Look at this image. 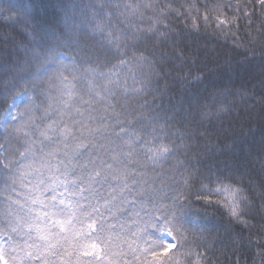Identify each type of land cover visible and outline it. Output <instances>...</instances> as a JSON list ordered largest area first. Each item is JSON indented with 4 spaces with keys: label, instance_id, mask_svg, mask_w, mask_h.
<instances>
[{
    "label": "snow or ice",
    "instance_id": "6c2138e0",
    "mask_svg": "<svg viewBox=\"0 0 264 264\" xmlns=\"http://www.w3.org/2000/svg\"><path fill=\"white\" fill-rule=\"evenodd\" d=\"M255 4L90 0L78 17L59 3L62 26L0 8L25 34L22 51L0 49L3 264H214L215 226L192 221L216 214L240 229L233 252L246 240L264 264V179L246 177L237 155L251 142L243 126L223 141L205 127L236 107L239 93L218 83L232 63L172 23L194 40L203 20L233 51L264 59ZM258 155L264 170V131Z\"/></svg>",
    "mask_w": 264,
    "mask_h": 264
},
{
    "label": "trees",
    "instance_id": "16d2710c",
    "mask_svg": "<svg viewBox=\"0 0 264 264\" xmlns=\"http://www.w3.org/2000/svg\"><path fill=\"white\" fill-rule=\"evenodd\" d=\"M89 2L90 0H0V8L12 6L13 10L5 15H11L14 18L28 12L39 21L49 23L60 22L62 26L64 11L57 7L59 3L67 5L69 12L75 9L76 15L80 17L81 10H84V6ZM186 2L195 3L198 6L204 4L210 6L216 0H160V4L172 3L174 7H179L180 4ZM233 3H235V0H233ZM253 4L258 12L259 5L255 4V0H253ZM201 13H203L202 7ZM172 23L174 31L180 34L190 45H194L200 50L218 52L221 63L226 58L231 61L233 71L228 74L231 80L229 81L228 76H224L218 83L228 85L231 90L239 93L236 98V107L230 113L225 114L220 120L214 119L211 124L205 122V127L209 128L212 132H218L223 141L224 135L230 127L238 129L240 126H243L245 134L251 142V146L246 145L245 150L251 151V155L244 156L239 151L237 155L243 161L241 169L245 173V176L250 175L253 181L259 182L261 179H264V170L260 166L261 156L258 155L259 142L262 131H264V119H262L264 117V106L260 103V98L264 97V59L261 58L259 51H257L255 57L249 55L247 59L241 54L243 49L233 51L231 41L226 42L223 37L216 38L212 33L211 27L207 28V30L203 28V20L200 21L202 27L199 36L194 40L192 36L188 35V29L185 28V21L183 19H173ZM245 35L242 31L241 36ZM24 41L25 34L20 25L16 24L13 20L0 18V49H7L12 52H15L17 49L22 51ZM0 92H2V89H0ZM182 93L183 89L181 88L176 95ZM24 99L26 100L27 97ZM8 102L12 103L11 96L8 97ZM20 103V98H17L16 105L19 106ZM165 103H167V98L165 99ZM6 112V106L0 101V120L3 119ZM249 129L251 130L250 132ZM0 133H2V128H0ZM231 138L229 136V140ZM212 225L215 226L214 239L216 242V252L211 256L214 264H234L235 260H239L240 264H253V261H255V264H261L260 257L256 255L258 249L254 245L249 246L246 240L243 245L237 244L236 251L233 252L229 232L233 238L239 239L237 233H240V229L239 227L229 228L227 217L216 214L210 224L196 219L192 221L193 228L202 226L211 227ZM241 235L245 238L247 237V233H242ZM222 244L228 245V247H222ZM0 264H2L1 261Z\"/></svg>",
    "mask_w": 264,
    "mask_h": 264
},
{
    "label": "rangeland",
    "instance_id": "374dc122",
    "mask_svg": "<svg viewBox=\"0 0 264 264\" xmlns=\"http://www.w3.org/2000/svg\"><path fill=\"white\" fill-rule=\"evenodd\" d=\"M6 259H7V257H6ZM1 263L3 264V262L1 261Z\"/></svg>",
    "mask_w": 264,
    "mask_h": 264
}]
</instances>
